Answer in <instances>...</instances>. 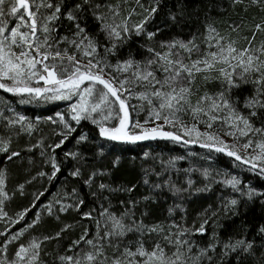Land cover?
Listing matches in <instances>:
<instances>
[{
	"label": "snow or ice",
	"instance_id": "1",
	"mask_svg": "<svg viewBox=\"0 0 264 264\" xmlns=\"http://www.w3.org/2000/svg\"><path fill=\"white\" fill-rule=\"evenodd\" d=\"M224 3L225 0H210L200 20L203 31L197 27L184 35L170 29L175 26L182 33L190 19L187 0H175V10L164 0H0V90L18 96L21 104L70 102L68 119L64 112L57 111L54 116L33 120L10 104L0 106V153L12 161L21 155L20 150L11 147L14 138L31 136L42 120L59 124V131L53 133L60 137L57 142L45 148L41 137L35 144L25 146L28 151L43 149L40 155L46 156L44 162L51 165V173L37 175L51 181L61 170L55 150L86 121L94 129L80 131L74 137L75 150L65 151L64 157L80 165L70 175L82 178L89 188L98 177L111 176L110 169L95 167V163L106 151L111 152L113 142L163 140L176 146L198 145L207 150L204 159L214 161L217 154L224 155L234 167H246L264 178V40L254 43L258 33L264 34V16L258 22L253 18L247 25L243 18L234 20L228 26L230 31L222 33L211 14L213 8L227 11L240 5L245 13L252 7L264 13V0H226L227 7ZM161 11H165V22L157 24ZM193 11L199 12V8ZM11 19L15 24L9 27ZM245 26L251 37L241 34ZM61 27L66 34L59 32ZM134 38L135 49L129 46ZM241 40L247 44L241 46ZM212 82H218L219 89L209 91L206 86ZM245 85H251L250 94H244L241 100L238 93ZM141 112H145L143 121L138 118ZM225 136L232 139L226 140ZM149 155L144 153L145 157ZM184 159L182 155L161 159V171L151 170L157 182H150L145 170L143 183L149 185V193L129 199L130 207L119 201L124 206L119 214L111 211V201L108 207L100 204L99 212H81L85 201L75 188L71 203L63 198L49 201L43 209L56 220H60L59 213L72 209L94 226L91 232L84 227L64 252L57 248L55 256L42 245L56 240L59 246V238L73 225L63 223L50 235H32L27 242H19L40 223L41 213L11 231L29 208L14 216L5 211V203L16 193L7 189V169L0 168V221L4 224L0 229V264H226L233 255L237 264H244L248 258L255 264H264V224L257 229L258 244L256 237L248 239L247 235L221 241L215 231L206 246L194 239L207 232L210 220L216 223L221 209L239 215L242 200L247 204L259 199L264 205V189L253 187L250 181L245 184L231 170L212 166L181 170L177 161ZM119 162L116 156L112 167ZM90 163L92 167L84 178L82 167ZM180 171L186 176L177 183L172 173ZM193 171H199L204 178L202 186L191 178ZM29 182L18 184L16 190L23 195L24 184ZM214 184L230 187L238 195H221L220 208L213 209L209 204L189 225L188 199L212 191ZM135 188V184L114 188L102 181L97 185L101 193H131ZM165 193L171 195L173 203L168 205L164 220L145 223L147 207L137 218L138 204L155 202L158 196L167 199ZM41 195L43 192L35 198ZM92 195L96 197L97 192ZM177 210L181 213L179 221L174 218ZM13 244L17 247L9 256V246ZM42 253L52 259L45 261Z\"/></svg>",
	"mask_w": 264,
	"mask_h": 264
},
{
	"label": "trees",
	"instance_id": "2",
	"mask_svg": "<svg viewBox=\"0 0 264 264\" xmlns=\"http://www.w3.org/2000/svg\"><path fill=\"white\" fill-rule=\"evenodd\" d=\"M164 2L168 5V7L175 10V0H164ZM209 2L210 0H187L190 19L186 22L182 33L175 26L171 27L170 31L172 33L184 35H187L190 31H195L197 27L203 31V26L200 24V20L203 19V14L207 10ZM211 2H214V0H211ZM224 6L227 7L226 0ZM196 8H199V12L193 11ZM211 14L216 17L217 26L222 33L230 31L228 26L234 20L243 18L247 25L251 24L253 18H255L258 22L261 16H264V13L254 7L249 8L248 12L245 13L243 5L237 6L236 8H228L227 11H220L218 8H213ZM164 17L165 11H161L156 17V23L159 24L161 22H165ZM65 23L67 22L65 21ZM89 24L91 25V19H89ZM94 27L95 26L92 25L93 29ZM59 32L61 34H66L63 27L60 28ZM167 34L168 33L166 32V35ZM241 34L251 37V32L246 26L243 28ZM232 35L235 36V33ZM262 40H264V34L258 33L254 43L258 44ZM246 44L247 41H240L241 46ZM129 46L133 49L136 48L135 38ZM124 51H127V48H125ZM206 87L209 91H215L219 89L220 85L218 82H212ZM250 90L251 85L243 86V91L238 93L241 95V100L243 99L244 94H250ZM6 104H10L16 112L33 120L36 117L46 118L48 116H54V113L57 111H65L62 104L52 106L24 105L19 103L18 96H14L11 93L0 90V106ZM66 119H68L67 115ZM59 129L60 126H57V124H52L51 122L42 120L39 123L37 130H34L31 136L22 134L20 137L13 139L11 147L13 150H20V157L13 158L12 161H8L5 154L0 153V168L7 169V189L9 191H15L16 193L10 201L5 203V211L8 212L9 216H14L16 212H19L24 208H29V211L26 213L24 219L16 223L11 228V231H16L34 219L37 212L41 213L40 223L29 229L25 235L21 237L19 242H27L32 235H50L55 231H58L63 226V223L73 225L72 229L63 233L62 237L59 238V246L57 245L56 240L45 241L42 245V248H44L45 251L52 253L53 256L56 255L57 248L60 252H64L71 241L78 238L84 227H88L91 232L94 226L91 220L88 218H82L79 212L72 209L66 213H59L60 220H56L54 215H48L44 211V205L48 204L49 201L60 198H63L65 201L71 203L75 195L78 194L79 197L85 201L84 205H81V212L91 209H96V212H99L100 204L108 207V201H111V211L119 214L124 210V206L121 205L119 201L123 200L125 201V205H127L129 199H138L139 197L149 193V185H145L143 183L145 170L149 172V181L157 182L158 178L151 172V170L155 169L157 172L161 171V159L167 160L170 156L182 155L186 157L184 160L177 161V167L181 170L189 167L200 169L210 166L223 170H231V172L238 174L245 184L250 181L253 187H256L257 189H264V178L248 171L246 167L243 169L234 167L230 163V159L224 155L217 154L214 161H208L204 159L207 154V150L199 147L198 145L176 146L163 140L140 141L135 144L113 142L110 145L111 152L106 151L105 156L99 158L95 163V167H106L110 169L111 176L98 177L96 183L89 188V186L83 183L82 178L70 175V172L74 169V167L80 165H77L76 161L71 158L65 159L64 157L65 151L75 150L73 148V145L75 144L74 137L80 131H90L94 129V126L86 121L82 122V127H78L77 132L73 133L72 136L65 141V144L62 145L61 148L55 150L56 159L60 164L61 170L57 173L56 177L49 181L47 176L37 175L39 172L51 173V165L44 162L46 156L42 157L40 155L43 149L36 147L31 151H28L25 146L28 144H35L41 137H44V145L45 148H47L48 144L57 142L60 139L58 135L53 134L54 130L59 131ZM92 134L94 135V131ZM47 151L50 152L51 149H48ZM145 152H149L150 155L145 157ZM190 153H199V155H191ZM116 156L120 157V162L117 167L113 168L111 162ZM29 158H31V160ZM90 167H92L91 163L82 167L84 178L87 177ZM185 176L186 174L183 171H180L178 174L175 172L172 173V178L173 180H176L177 183H182L185 180ZM33 177H35V179H33ZM191 178L196 181V185L198 186H202L205 182L199 171H193L191 173ZM26 180L30 182L24 184L23 195H21L20 192L16 190V186L20 183H24ZM101 181L106 184H111L114 188L118 185L130 187L132 184H135L136 188L131 193L121 191L115 193L103 191V193H101L97 191V185ZM73 188L77 190L76 194H73ZM94 191L97 192L96 197L92 195V192ZM41 192H43V195L39 196V199H36V195ZM221 195L235 196L238 194L234 193L230 187H225L222 184H214L212 191L194 194L191 196L186 203L188 211L187 223L191 225L192 221L196 219V214L201 212L209 204L212 205L213 209L220 208ZM165 196L167 199L163 196H158L155 202L138 204L135 209L137 218H139L140 212L147 207L149 210V216L144 218L145 223L164 220L167 216L166 209L168 205L173 203V198L170 194L165 193ZM104 197H107L108 199L105 200ZM33 202L34 206H32ZM176 203H180V201L177 200ZM127 206L130 207V205ZM239 213V215H233L232 213H224L221 209L216 223H213V221L210 220L209 224L206 225L207 232L203 235L197 234L194 239H196L201 246H206L211 240V233L215 231L221 241H226L230 236L239 238L242 235H247L248 239L256 237V242L258 244L259 237L257 235V229L259 225L264 224V205L260 203L259 199L247 204H245L242 200L239 207ZM180 216L181 213L177 210L174 218L179 221ZM198 225L199 221L197 220V226ZM3 227L4 224L0 221V229ZM2 240L3 237H0V241ZM9 247L12 251H14L17 245L13 244ZM220 251L221 247L218 246L216 252L219 253ZM259 254V250H257V256H259ZM42 258L45 261H50L52 256H45L42 253ZM226 264H237L235 256H230L226 261ZM244 264H255V262L252 258H248Z\"/></svg>",
	"mask_w": 264,
	"mask_h": 264
},
{
	"label": "rangeland",
	"instance_id": "3",
	"mask_svg": "<svg viewBox=\"0 0 264 264\" xmlns=\"http://www.w3.org/2000/svg\"><path fill=\"white\" fill-rule=\"evenodd\" d=\"M14 24H15V20L14 19H11L10 20V23H9V27H12ZM40 84L43 85V81H41ZM69 103L70 102H67V101H56V102H51V103H39V104H37V103H32V104L24 103V105H35V106H49L50 105V106H52V105L62 104L64 106V108H65L64 113H65V118H66V115H67V111L66 110H67V106H68ZM133 103H135V101H133ZM67 117H68V115H67ZM133 117L136 118L134 113H133ZM144 117H145V112H141L139 114V117L138 118L141 121H143ZM57 126H60V125L57 124ZM221 135H223V133H221ZM224 138L226 140H229V141L232 139L231 137H228V136H225ZM12 253H13V251L9 247V256H11Z\"/></svg>",
	"mask_w": 264,
	"mask_h": 264
}]
</instances>
